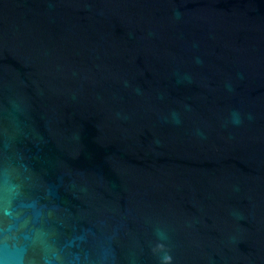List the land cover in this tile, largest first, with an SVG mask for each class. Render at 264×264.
I'll use <instances>...</instances> for the list:
<instances>
[{
  "label": "water",
  "instance_id": "1",
  "mask_svg": "<svg viewBox=\"0 0 264 264\" xmlns=\"http://www.w3.org/2000/svg\"><path fill=\"white\" fill-rule=\"evenodd\" d=\"M0 264H264V0H0Z\"/></svg>",
  "mask_w": 264,
  "mask_h": 264
},
{
  "label": "clouds",
  "instance_id": "2",
  "mask_svg": "<svg viewBox=\"0 0 264 264\" xmlns=\"http://www.w3.org/2000/svg\"><path fill=\"white\" fill-rule=\"evenodd\" d=\"M234 117H235V114H234ZM234 123H239V119H238V117H236V118H234V121H233Z\"/></svg>",
  "mask_w": 264,
  "mask_h": 264
}]
</instances>
